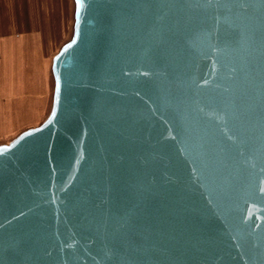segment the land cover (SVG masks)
Segmentation results:
<instances>
[{
    "label": "water",
    "instance_id": "1",
    "mask_svg": "<svg viewBox=\"0 0 264 264\" xmlns=\"http://www.w3.org/2000/svg\"><path fill=\"white\" fill-rule=\"evenodd\" d=\"M50 73L0 264H264V0H72Z\"/></svg>",
    "mask_w": 264,
    "mask_h": 264
},
{
    "label": "crops",
    "instance_id": "2",
    "mask_svg": "<svg viewBox=\"0 0 264 264\" xmlns=\"http://www.w3.org/2000/svg\"><path fill=\"white\" fill-rule=\"evenodd\" d=\"M67 0H0V137L46 112L51 52L67 29Z\"/></svg>",
    "mask_w": 264,
    "mask_h": 264
},
{
    "label": "rangeland",
    "instance_id": "3",
    "mask_svg": "<svg viewBox=\"0 0 264 264\" xmlns=\"http://www.w3.org/2000/svg\"><path fill=\"white\" fill-rule=\"evenodd\" d=\"M72 1V0H71ZM68 7V6H67ZM68 11V15H67V29L65 31V34L64 36L61 38V40L59 41V43L56 45L58 46L60 43H62L63 41H66L68 39V37L70 36L71 34V27H72V22H71V10L69 12ZM56 52V48L51 52V54L55 53ZM50 54V56H51ZM50 58V57H49ZM48 78H49V85H48V91H47V102H46V111L48 109V106H49V102L51 103V96H50V93H51V83H52V77H51V73H50V68H49V65H48ZM46 114V112H45ZM45 116V115H44ZM43 116V117H44ZM42 117V118H43ZM42 120L40 121H37V122H31V123H21L19 127H17L15 129V131H13V133L11 135H7L5 137H0V143L1 142H7L12 136H14L16 133H18L20 130L26 128V127H30V126H34V125H37L38 123H40Z\"/></svg>",
    "mask_w": 264,
    "mask_h": 264
},
{
    "label": "bare ground",
    "instance_id": "4",
    "mask_svg": "<svg viewBox=\"0 0 264 264\" xmlns=\"http://www.w3.org/2000/svg\"><path fill=\"white\" fill-rule=\"evenodd\" d=\"M67 5H68V10H69V12H70V10H71V22H72V1H71V0H67ZM63 42H64V41H63ZM63 42H62V43H63ZM62 43H60V44L56 47V51L58 50V48L60 47V45H61ZM53 54H54V53H53ZM53 54H51V56H50V58H49V68H50V65H51V59H52ZM52 84H53V82L51 83V93H50V96L52 95ZM49 109H50V102H49V106H48V109H47V111H46L45 116L47 115ZM45 116H44V117H45ZM44 117H43L42 119H44ZM42 119H41V120H42Z\"/></svg>",
    "mask_w": 264,
    "mask_h": 264
}]
</instances>
